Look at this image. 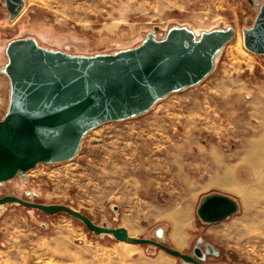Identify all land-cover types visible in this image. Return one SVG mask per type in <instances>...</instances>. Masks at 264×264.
Instances as JSON below:
<instances>
[{
	"label": "rangeland",
	"instance_id": "374dc122",
	"mask_svg": "<svg viewBox=\"0 0 264 264\" xmlns=\"http://www.w3.org/2000/svg\"><path fill=\"white\" fill-rule=\"evenodd\" d=\"M24 1L15 19L0 5L2 66L8 42L18 37L90 55L137 46L149 32L164 38L175 25L197 36L233 26L235 36L200 83L145 113L92 128L73 159L38 163L0 183V197L67 204L95 224L193 256L200 247L207 264H264V54L244 42L263 0ZM10 92L0 68V120ZM211 193L236 199L238 213L203 222L197 209ZM0 264L195 263L153 244L97 234L66 211L8 202L0 204Z\"/></svg>",
	"mask_w": 264,
	"mask_h": 264
},
{
	"label": "water",
	"instance_id": "95a60500",
	"mask_svg": "<svg viewBox=\"0 0 264 264\" xmlns=\"http://www.w3.org/2000/svg\"><path fill=\"white\" fill-rule=\"evenodd\" d=\"M5 2L11 19L23 10L24 0ZM235 36L233 26L202 31L172 26L164 38L149 32L137 46L115 52L74 54L49 48L35 36L10 40L8 61L0 65L11 84L6 115L0 120V183L25 174L40 162L73 159L92 128L110 120L137 116L169 93L194 86L215 67V58ZM245 46L264 54V0L250 28ZM18 202L47 213L66 211L97 234L112 233L119 240L153 244L195 264H207L195 255L147 237L129 235L124 227L98 225L67 204H46L16 195L0 197V204ZM236 199L224 193L202 197L197 212L205 223H217L238 213Z\"/></svg>",
	"mask_w": 264,
	"mask_h": 264
},
{
	"label": "bare ground",
	"instance_id": "6f19581e",
	"mask_svg": "<svg viewBox=\"0 0 264 264\" xmlns=\"http://www.w3.org/2000/svg\"><path fill=\"white\" fill-rule=\"evenodd\" d=\"M219 54H220V53H218V54L216 55L215 62H216V60H217ZM133 139H136V137H133ZM135 233H136V232H135Z\"/></svg>",
	"mask_w": 264,
	"mask_h": 264
},
{
	"label": "crops",
	"instance_id": "0c3cea01",
	"mask_svg": "<svg viewBox=\"0 0 264 264\" xmlns=\"http://www.w3.org/2000/svg\"><path fill=\"white\" fill-rule=\"evenodd\" d=\"M228 182V181H227ZM229 189V188H228ZM228 189H226L227 191H231L230 189L228 190Z\"/></svg>",
	"mask_w": 264,
	"mask_h": 264
},
{
	"label": "flooded vegetation",
	"instance_id": "af4514ba",
	"mask_svg": "<svg viewBox=\"0 0 264 264\" xmlns=\"http://www.w3.org/2000/svg\"><path fill=\"white\" fill-rule=\"evenodd\" d=\"M2 4H3V2H2ZM1 3H0V5H2Z\"/></svg>",
	"mask_w": 264,
	"mask_h": 264
}]
</instances>
